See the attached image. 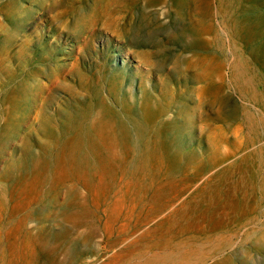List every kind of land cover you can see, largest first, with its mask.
<instances>
[{"label":"rangeland","instance_id":"1","mask_svg":"<svg viewBox=\"0 0 264 264\" xmlns=\"http://www.w3.org/2000/svg\"><path fill=\"white\" fill-rule=\"evenodd\" d=\"M169 3L0 0V264H264V0Z\"/></svg>","mask_w":264,"mask_h":264},{"label":"bare ground","instance_id":"2","mask_svg":"<svg viewBox=\"0 0 264 264\" xmlns=\"http://www.w3.org/2000/svg\"><path fill=\"white\" fill-rule=\"evenodd\" d=\"M133 1V0H132ZM134 1H136V0H134ZM181 1L182 0H169V4H171V6L172 7H176V9L177 8H179L180 7V5H181ZM52 2V1H51ZM62 2V1H61ZM60 2V3H61ZM130 3H131V1H129ZM147 2H149V1H147ZM145 3V2H144ZM163 3V2H162ZM153 5V4H152ZM155 5V4H154ZM146 6H148V5H146ZM132 7V6H131ZM169 7V6H168ZM170 8V7H169ZM174 10V9H173ZM174 11H176V10H174ZM253 23V22H252ZM245 24V23H244ZM126 25V24H125ZM132 25V24H131ZM262 30H263V28H257L256 29V27H255V33L257 32L258 34H260L261 32H262ZM128 31H129V28H128ZM123 33H124V31H123ZM192 33L193 34H195L193 31H192ZM131 34V33H130ZM126 36V35H125ZM196 36H198V35H195V37ZM241 38V37H240ZM196 39V38H195ZM244 39V38H243ZM246 41H247V39H246ZM194 44V43H193ZM202 47V46H201ZM198 49V48H197ZM202 50V49H201ZM252 50V49H251ZM193 51V50H192ZM209 52V51H208ZM204 53V52H203ZM207 53V52H206ZM137 54H138V52H137ZM196 54V53H195ZM204 55V54H203ZM216 58V57H215ZM245 60V59H244ZM254 61V60H253ZM208 63H209V61H207V59H205V57H202V56H199V55H191V56H189V58H187V59H185V61H184V66L186 67V68H199V69H201V70H207V68H208ZM244 63V62H243ZM263 71V70H262ZM247 73V72H246ZM264 73V72H263ZM250 76H251V74H250ZM218 77V76H217ZM216 77V78H217ZM244 78H245V76H244ZM243 78V79H244ZM249 78V77H248ZM252 78V77H251ZM110 79H111V77H110ZM114 79V78H113ZM219 79V78H218ZM28 80V79H27ZM26 80V81H27ZM216 80V79H215ZM112 81V80H111ZM116 81V80H115ZM243 81H245V80H243ZM114 82V81H113ZM107 84V83H106ZM111 84V83H110ZM252 84V83H251ZM209 85V84H208ZM254 85V84H253ZM254 87V86H253ZM262 87V86H261ZM258 88V87H257ZM102 89V88H101ZM111 89H112V87H111ZM109 90V89H108ZM140 90H141V94H142V96H143V92H144V89H143V84H140ZM254 90V89H253ZM256 91V90H255ZM106 92V91H105ZM94 94H96L95 92H94ZM111 94V93H110ZM200 94V93H199ZM207 96V95H206ZM205 96V97H206ZM93 98V97H92ZM90 99V98H89ZM139 99V98H138ZM214 99V98H213ZM122 101V100H121ZM81 103H82V101H80ZM209 102H211L212 103V101H209ZM261 102V101H260ZM135 103V102H134ZM113 105V104H112ZM126 105V104H125ZM124 105V106H125ZM129 107V106H128ZM137 108V107H136ZM136 108H134V109H136ZM209 108V107H208ZM80 109V108H79ZM114 109V108H113ZM117 109V108H116ZM115 109V110H116ZM128 109V108H127ZM152 109V108H151ZM82 110H83V108H82ZM82 112V111H81ZM135 112V111H134ZM158 112V111H157ZM156 112V113H157ZM83 113V112H82ZM133 113V112H132ZM154 113V112H153ZM117 114V113H116ZM120 114V113H119ZM118 116V115H117ZM125 116V115H124ZM136 116V115H135ZM154 117V116H153ZM132 118H134V117H132ZM136 118V117H135ZM122 119V118H121ZM143 120V119H142ZM145 120V119H144ZM131 121V120H130ZM136 121V120H135ZM121 122V121H120ZM138 122V121H137ZM139 122H142V121H139ZM138 122V123H139ZM155 122V121H154ZM160 122V121H159ZM134 123V122H133ZM161 123V122H160ZM137 124V123H136ZM71 125V124H70ZM73 125V124H72ZM159 125V124H158ZM64 126V125H63ZM136 126V125H135ZM137 127V126H136ZM151 127V126H150ZM82 128V127H81ZM121 128H122V126H121ZM145 128V127H144ZM155 128V127H154ZM85 129V128H84ZM72 130V132L71 133H73V129H71ZM117 130H118V128H117ZM122 130V129H121ZM127 130H128V128H127ZM91 131V130H90ZM98 131V130H97ZM119 131V130H118ZM135 131V130H134ZM67 132V131H66ZM65 132V133H66ZM70 132V131H69ZM76 132V131H75ZM137 132H138V130H137ZM76 133H78V132H76ZM119 133V132H118ZM139 133V132H138ZM120 134V133H119ZM69 135V134H68ZM72 135V134H71ZM70 135V136H71ZM121 135V134H120ZM259 135V134H258ZM83 136V135H82ZM86 136V135H85ZM130 137V136H129ZM67 138V137H66ZM138 138V137H137ZM148 138V137H147ZM73 139V138H72ZM264 139V138H263ZM98 140V139H97ZM134 140V139H133ZM141 140V139H140ZM139 140V141H140ZM69 141V140H68ZM75 141V139L73 140V142ZM77 141V140H76ZM99 141V140H98ZM146 141V140H145ZM144 141V142H145ZM65 142V141H64ZM249 142V141H248ZM61 143V142H60ZM121 143V142H120ZM246 143V142H245ZM64 144V143H63ZM117 144V143H116ZM82 145V144H81ZM103 145V144H102ZM147 145V144H146ZM104 146V145H103ZM149 146V145H148ZM69 147V146H68ZM86 147V146H85ZM92 147V146H91ZM112 147V146H111ZM142 147V146H141ZM250 147H251V145H250ZM60 148V147H59ZM78 148H79V146H78ZM110 148V147H109ZM159 148V147H158ZM70 149V148H69ZM74 149V148H73ZM73 149H71V150H73ZM133 149V148H132ZM251 149H255V148H251ZM60 150V149H59ZM88 150V149H87ZM159 150V149H158ZM244 150V149H243ZM92 151V150H91ZM97 151V150H96ZM133 151V150H132ZM131 151V152H132ZM143 151V150H142ZM160 151V150H159ZM254 151H256V150H254ZM58 152V151H57ZM60 152V151H59ZM72 152V151H71ZM93 152V151H92ZM103 152H105V151H103ZM119 152V151H118ZM74 153V152H73ZM79 153V152H78ZM90 153V152H89ZM95 153V152H94ZM139 153V152H138ZM143 153V152H142ZM151 153H153V152H151ZM241 153V152H240ZM247 153V152H246ZM75 154V153H74ZM73 154V155H74ZM97 154H98V152H97ZM107 154V153H106ZM248 154V153H247ZM118 155V154H117ZM120 155V154H119ZM125 155V154H124ZM250 155V154H249ZM94 156V155H93ZM146 156V155H145ZM255 156V155H254ZM57 157H58V155H57ZM122 157V156H121ZM149 157V156H148ZM166 157V156H165ZM81 158H82V156H81ZM87 158V157H86ZM85 158V159H86ZM91 158V157H90ZM131 158V157H130ZM130 158H129V160H130ZM139 158V157H138ZM137 158V159H138ZM142 158V157H141ZM147 158V157H146ZM151 158V157H150ZM67 159V158H66ZM65 159V160H66ZM80 159V158H79ZM106 159V158H105ZM120 159V158H119ZM124 159V158H123ZM128 159V158H127ZM143 159H144V157H143ZM142 159V160H143ZM254 159V158H253ZM256 159V158H255ZM81 160V159H80ZM98 160V159H97ZM122 160V159H121ZM146 160V159H145ZM71 161V159L69 160V162ZM92 161V160H91ZM108 161V160H107ZM112 161V160H111ZM131 161V160H130ZM147 161H150V160H147ZM146 162V161H145ZM75 163V162H74ZM80 163V162H79ZM77 164V163H76ZM75 164V165H76ZM89 164V163H88ZM130 164V163H129ZM74 165V166H75ZM137 165V164H136ZM146 165V164H145ZM66 166V165H65ZM84 166V165H83ZM82 166V167H83ZM94 166V165H93ZM219 166V165H218ZM67 167H68V165H67ZM86 167H87V165H86ZM107 167V166H106ZM116 167V166H115ZM138 167V166H137ZM147 167V166H146ZM79 168V167H78ZM134 168V167H133ZM175 168V167H174ZM173 168V169H174ZM177 168V167H176ZM215 168V167H214ZM68 169V168H67ZM89 169V168H88ZM131 169H132V167H131ZM146 169V168H145ZM80 170H81V168H80ZM90 170H92V169H90ZM100 170V169H99ZM116 170V169H115ZM137 170V169H136ZM143 171H144V169H142ZM148 170V169H147ZM67 171V170H66ZM82 171V170H81ZM98 171V170H97ZM109 171V170H108ZM107 171V172H108ZM122 171V170H121ZM133 171V170H132ZM142 171V172H143ZM208 172H209V169L207 170ZM227 171V170H226ZM71 172V171H70ZM88 172V171H87ZM95 172V171H94ZM100 172V171H99ZM135 172V171H134ZM141 172V173H142ZM165 172V171H164ZM247 172V171H246ZM52 173V172H51ZM89 173V172H88ZM93 173V172H92ZM110 173V172H109ZM130 173V172H129ZM79 174V173H78ZM77 174V175H78ZM113 174V173H112ZM132 174V173H131ZM149 174H152V173H149ZM114 175V174H113ZM129 175V174H128ZM144 175V174H143ZM205 175V174H204ZM203 175V176H204ZM43 176H45V175H43ZM96 176V175H95ZM119 176V175H118ZM133 176V175H132ZM136 176H137V174H136ZM149 176V175H148ZM164 176V175H163ZM202 176V177H203ZM248 176V175H247ZM70 177V176H69ZM150 177V176H149ZM153 177V176H152ZM158 177V176H157ZM169 177V176H168ZM167 177V178H168ZM181 177V176H180ZM107 178V177H106ZM154 178V177H153ZM47 179V178H46ZM88 179H90V178H88ZM112 179V178H111ZM118 178H116V180H117ZM124 179V178H123ZM156 180H157V178H155ZM140 180V179H139ZM149 180V179H148ZM172 180V179H171ZM174 180V179H173ZM263 180V179H262ZM46 181V180H45ZM76 181V180H75ZM125 181V180H124ZM194 181V180H193ZM70 182V181H69ZM105 182H107V181H105ZM110 182V181H109ZM142 182V181H141ZM172 182V181H171ZM176 182V181H175ZM247 182V181H246ZM76 183V182H75ZM79 183V182H78ZM89 183V182H88ZM116 183V182H115ZM115 183H114V185H115ZM121 183V182H120ZM170 183V182H169ZM197 183V182H196ZM264 183V182H263ZM154 184V183H153ZM147 185V184H146ZM166 185V184H165ZM164 185V186H165ZM81 186V185H80ZM89 186V185H88ZM92 186V185H91ZM90 186V187H91ZM141 186V185H140ZM207 186V185H206ZM66 187V186H65ZM105 187H107L106 185H105ZM118 187V186H117ZM133 187V186H132ZM166 187V186H165ZM164 187V188H165ZM93 188V187H92ZM97 188V187H96ZM115 188V187H114ZM124 188V187H123ZM131 188V187H130ZM136 188V187H135ZM80 189V188H79ZM107 189V188H106ZM157 189H159V188H157ZM161 189V188H160ZM85 190V189H84ZM90 190V189H89ZM115 190V189H114ZM130 190V189H129ZM129 190H128V192H129ZM141 190V189H140ZM156 190V189H155ZM189 190V189H188ZM93 191V190H92ZM147 191H148V189H147ZM79 192V191H78ZM119 192V191H118ZM153 192H156V191H153ZM160 192V191H159ZM222 192V191H221ZM84 193H85V191H84ZM112 193V192H111ZM121 193V192H120ZM148 193V192H147ZM157 193V192H156ZM178 193V192H177ZM200 193V192H199ZM99 194V193H98ZM124 194V193H123ZM140 194V193H139ZM155 194V193H154ZM153 193H152V196L154 195ZM185 194V193H184ZM120 195V194H119ZM192 195V194H191ZM114 196V195H113ZM137 196V195H136ZM208 196V195H207ZM123 197V196H122ZM131 197V196H130ZM147 197V196H146ZM188 197V196H187ZM197 197V196H196ZM124 198V197H123ZM127 198V197H126ZM128 198H129V196H128ZM137 198V197H136ZM138 198H139V196H138ZM160 198V197H159ZM178 198V197H177ZM195 198V197H194ZM193 198V199H194ZM146 199V198H145ZM188 199V198H187ZM144 200V199H143ZM151 200V199H150ZM185 200V199H184ZM191 200V199H190ZM195 200H197V199H195ZM126 201V200H125ZM225 201V200H224ZM141 202V201H140ZM148 202V201H147ZM153 202V201H152ZM155 202H156V200H155ZM163 202V201H162ZM190 202V201H189ZM195 202V201H194ZM82 203V202H81ZM130 203H132L131 201H130ZM154 203V202H153ZM159 203V202H158ZM166 203V202H165ZM175 203V202H174ZM180 203V202H179ZM185 203V202H184ZM183 203V204H184ZM205 203V202H204ZM114 204H115V202H114ZM124 204V203H123ZM142 204V203H141ZM149 204H150V202H149ZM187 204H188V202H187ZM200 204V203H199ZM110 205V204H109ZM127 205V204H126ZM139 205H140V203H139ZM146 205V204H145ZM144 205V206H145ZM159 205V204H158ZM163 205V204H162ZM177 205V204H176ZM180 205V204H179ZM181 205H182V203H181ZM198 205V204H197ZM203 205V204H202ZM128 206H129V204H128ZM178 206V205H177ZM186 206V205H185ZM239 206V205H238ZM167 207H168V205H167ZM171 207V206H170ZM182 207V206H181ZM193 207H195L194 205H193ZM118 208H119V206H118ZM137 208V207H136ZM135 208V209H136ZM145 208V207H144ZM165 208V207H164ZM203 208V207H202ZM83 209H84V207H83ZM150 209V208H149ZM177 209V208H176ZM175 209V210H176ZM186 209V208H185ZM193 209V208H192ZM130 210V209H129ZM160 210V209H159ZM191 210V209H190ZM195 210V209H194ZM210 210V209H209ZM236 210H238V209H236ZM72 211V210H71ZM79 211V210H78ZM108 211V210H107ZM128 211V210H127ZM134 211V210H133ZM145 211H146V208H145ZM178 211H179V209H178ZM193 211V210H192ZM81 212H82V210H81ZM132 212V211H131ZM130 212V213H131ZM161 212H162V210H161ZM185 212V211H184ZM187 212V211H186ZM196 212V211H195ZM208 212V211H207ZM218 212V211H217ZM85 213V212H84ZM140 213V212H139ZM139 213H137L136 215H138ZM168 213H170V212H168ZM167 213V214H168ZM172 213V212H171ZM180 213H182V212H180ZM236 213V212H235ZM62 214V213H61ZM76 214V213H75ZM87 214V213H86ZM151 214V213H150ZM156 214H157V212H156ZM195 214V213H194ZM67 215H69V214H67ZM81 215V214H80ZM111 215V214H110ZM117 215V214H116ZM132 215H133V213H132ZM142 215V214H141ZM147 215H148V213H147ZM187 215H188V213H187ZM186 215V216H187ZM236 215V214H235ZM134 216V215H133ZM163 216V215H162ZM175 216V215H174ZM174 216H173V218H174ZM178 215H176L175 217H177ZM189 216V215H188ZM224 216V215H223ZM77 217V216H76ZM75 217V218H76ZM109 217V219H110V217L111 216H108ZM121 217H123V216H121ZM126 217V216H125ZM128 217H131V216H128ZM158 217V216H157ZM167 217V216H166ZM140 218V217H139ZM154 218V217H153ZM162 218V217H161ZM160 218V219H161ZM168 218V217H167ZM187 218V217H186ZM192 218V217H191ZM224 218V217H223ZM121 219V218H120ZM134 219V218H133ZM151 219H152V217H151ZM158 219V218H157ZM172 219V218H171ZM183 219V218H182ZM188 219V218H187ZM76 220H77V218H76ZM112 220V219H111ZM117 220H118V217H117ZM164 220V219H163ZM170 220V219H169ZM173 220V219H172ZM174 220H175V218H174ZM108 221V220H107ZM121 221V220H120ZM124 221V220H123ZM138 221V220H137ZM156 221V220H155ZM154 221V222H155ZM179 221V220H178ZM187 221V220H186ZM191 221V220H190ZM206 221V220H205ZM234 221V220H233ZM66 222H69V221H66ZM116 222H118V221H116ZM147 222V221H146ZM151 222V221H150ZM153 222V223H154ZM121 223V222H120ZM126 223V222H125ZM134 223V222H133ZM148 223V222H147ZM153 223H151V224H153ZM158 223V222H157ZM162 223H164V222H162ZM169 223H172V222H169ZM176 223V222H175ZM182 223V222H181ZM143 224H145V223H143ZM142 224V225H143ZM159 224V223H158ZM202 224V223H201ZM205 224V223H204ZM209 224V223H208ZM232 224V223H231ZM122 225V224H121ZM167 225V224H166ZM171 225V224H170ZM169 225V226H170ZM184 225V224H183ZM242 225H243V223H242ZM138 226V225H137ZM110 227V226H109ZM122 227V226H121ZM128 227H130V226H128ZM160 227V226H159ZM172 227V226H171ZM198 227H199V225H198ZM201 227V226H200ZM202 227H204V226H202ZM222 227H223V225H222ZM116 228V227H115ZM131 228V227H130ZM149 228V227H148ZM147 228V229H148ZM158 228V227H157ZM175 228H176V226H175ZM181 228V227H180ZM193 228V227H192ZM120 229V228H119ZM142 229V228H141ZM190 229V228H189ZM199 229V228H198ZM197 229V230H198ZM233 229V228H232ZM138 230V229H137ZM143 230V229H142ZM152 230V229H151ZM173 230V229H172ZM177 230V229H176ZM180 230V229H179ZM182 230H184V228L182 229ZM186 230V229H185ZM195 230V229H194ZM111 231V230H110ZM122 231V230H121ZM154 231V230H153ZM170 231V230H169ZM205 231V230H204ZM219 231V230H218ZM126 232V231H125ZM128 232V231H127ZM126 232V233H127ZM138 232V231H137ZM187 232V231H186ZM196 232V231H195ZM203 232V231H202ZM238 232V231H237ZM115 233V232H114ZM114 233L112 234V235H114ZM147 233H148V231H147ZM146 233V234H147ZM154 233H156V232H154ZM160 233V232H159ZM166 233V232H165ZM223 233V232H222ZM116 234V233H115ZM121 234V233H120ZM178 234V233H177ZM210 234V233H209ZM224 234V233H223ZM122 235H124V234H122ZM145 235V234H144ZM161 235V234H160ZM162 235H163V233H162ZM161 235V236H162ZM134 236V235H133ZM141 236V235H140ZM157 236V235H156ZM160 236V237H161ZM173 236H174V234H173ZM206 236V235H205ZM204 236V237H205ZM210 236V235H209ZM221 236V235H220ZM227 236V235H226ZM229 236V235H228ZM239 236V235H238ZM150 237V236H149ZM152 237V236H151ZM207 237V236H206ZM115 238V237H114ZM131 238V237H130ZM129 238V239H130ZM147 238V237H146ZM145 238V239H146ZM211 238V237H210ZM215 238V237H214ZM143 239H144V237H143ZM148 239V238H147ZM157 240V239H156ZM201 240V239H200ZM115 241V240H114ZM121 241V240H120ZM125 241V240H124ZM141 241V240H140ZM208 241V240H207ZM210 241V240H209ZM43 242V241H42ZM202 242V241H201ZM214 242V241H213ZM110 243L112 244V242L110 241ZM110 243H109V245H110ZM114 243V242H113ZM118 243V242H117ZM189 243V242H188ZM116 244V243H115ZM123 244V243H122ZM43 245V244H42ZM47 246V245H46ZM112 246H113V244H112ZM186 246V245H185ZM131 247V246H130ZM130 247H128V248H130ZM135 247H137V246H135ZM182 247V246H181ZM213 247V246H212ZM41 248H43L44 249V247H41ZM117 248V247H116ZM115 248V249H116ZM134 248V246H132V249ZM177 248V247H176ZM189 248V247H188ZM195 248V247H194ZM198 248V247H197ZM48 249V248H47ZM108 249V248H107ZM127 249V248H126ZM126 249L124 250V251H126ZM185 249V248H184ZM206 249V248H205ZM135 250V249H134ZM157 250V249H156ZM182 250V249H181ZM188 250H191V249H188ZM194 250V249H193ZM192 250V253L194 254V251H196V250H194L193 251ZM46 251V250H45ZM114 251V250H113ZM122 251V250H121ZM120 251V252H121ZM132 251V250H131ZM131 251H129V252H131ZM205 251V250H204ZM208 251V250H207ZM215 251V250H214ZM42 252V251H41ZM110 252V251H109ZM43 253V252H42ZM114 253V252H113ZM150 253V252H149ZM112 254V253H111ZM186 254V253H185ZM188 254H189V252H188ZM191 254V253H190ZM119 255V254H118ZM203 256H205L204 254H203ZM207 256V255H206ZM222 256H223V254H222ZM222 256H220V257H222ZM113 258H116V257H113ZM204 258V257H203ZM209 258H211V257H209ZM118 259V258H117ZM202 259V258H201ZM208 260V259H207ZM225 260V259H224ZM113 261V260H112ZM216 261V260H215ZM215 261H213V262H215ZM220 261H221V259H220ZM115 262V261H114ZM114 262H113V264H114ZM217 262V261H216ZM203 262H201V264H202ZM210 264H212V261H210L209 262ZM218 263H220V262H218ZM195 264V263H194Z\"/></svg>","mask_w":264,"mask_h":264}]
</instances>
